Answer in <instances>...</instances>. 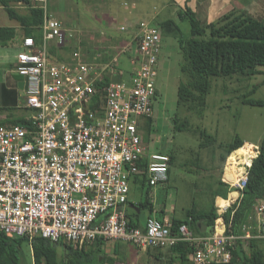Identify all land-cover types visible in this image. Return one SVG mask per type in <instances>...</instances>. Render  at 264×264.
Instances as JSON below:
<instances>
[{"label":"built area","instance_id":"built-area-1","mask_svg":"<svg viewBox=\"0 0 264 264\" xmlns=\"http://www.w3.org/2000/svg\"><path fill=\"white\" fill-rule=\"evenodd\" d=\"M35 2L44 11L43 41L25 38L15 56V71L26 82L21 108L29 110L31 126L0 127V232L25 238L31 247L42 238L79 250L96 242H123L140 251L187 243L195 249L194 264H229L238 240H264V201L256 205L254 226H244L241 236L228 233L231 224L224 218L243 197L259 156L252 143L242 147L247 154L230 162L234 151L225 163L222 181L230 193L216 200L211 235L197 236L188 224L175 231L171 219L155 216L144 227L130 224L132 180L145 172L153 188L170 179L169 155L150 152L139 132L140 120L154 116L162 35L149 22L139 25L129 81L111 82L94 109L97 83L106 73L123 77L119 58L130 50L107 65L83 62L78 51L75 63L53 61L50 45L62 46L69 37L48 13L47 1Z\"/></svg>","mask_w":264,"mask_h":264},{"label":"rangeland","instance_id":"rangeland-1","mask_svg":"<svg viewBox=\"0 0 264 264\" xmlns=\"http://www.w3.org/2000/svg\"><path fill=\"white\" fill-rule=\"evenodd\" d=\"M46 1L50 15L57 12L58 17L62 18L63 14H68L62 19H67L68 25L75 27L71 32L73 37H69L68 42L84 59L111 57L112 60L124 49H129L128 54L120 56L118 64V69L124 72L125 77L129 76L131 68L128 58L136 52L135 45L128 44L125 38L129 39L133 32L137 33L142 22L157 26L166 20H174L180 27L183 38L191 37L190 21L180 16L185 10L181 0ZM234 5L237 9L264 20V0H236ZM72 13L75 16H70ZM180 38L174 33L163 37L156 83L160 95L154 104L153 125L151 130H148L144 127L146 120L141 119L139 128L149 150L174 154L175 161L171 167L170 179L167 184L153 188L149 187L148 183L144 186L133 183L129 201L150 202L159 210L164 209L166 205L168 210L175 212L176 218L183 219L194 201L199 206L210 203L211 189L216 187L223 173L222 156L225 154V146L232 143L236 137L254 145H259L263 140L264 107L246 105L243 99L264 101V66L259 67L260 73L251 78H215L212 81L204 117L195 116L190 111L185 114L178 108V90L182 81L181 66L184 62ZM74 52L71 51V58ZM15 55L17 52L10 47L5 50L4 58L0 59V85L8 82L10 65L16 60ZM111 60L108 58L99 64L106 65ZM21 96H26L24 91H21ZM22 113L18 112V115ZM176 117H187L196 130L199 128L198 133L176 131ZM200 131H206L213 139L208 141L207 147L200 146L206 141ZM147 214L148 212L143 213L145 216ZM163 251H140L130 245L117 257L114 255L113 246L103 250V253H97L101 258L105 255L121 264H167L161 255ZM25 252L26 259L30 262L28 264H32L28 251Z\"/></svg>","mask_w":264,"mask_h":264},{"label":"trees","instance_id":"trees-1","mask_svg":"<svg viewBox=\"0 0 264 264\" xmlns=\"http://www.w3.org/2000/svg\"><path fill=\"white\" fill-rule=\"evenodd\" d=\"M180 16L190 21L191 37L188 39L183 38L182 31L174 20H166L156 27L162 35V44L163 37L167 34L174 33L181 37L180 49L184 62L181 66L182 81L178 90V108L185 114L186 111H190L195 116L204 117L212 81L215 78L234 76L251 78L260 73L259 67L264 66V20L257 19L240 9L233 8L216 21L203 24L197 14L187 5ZM17 18L25 25L28 24L34 27L28 36H32L36 43L40 45L43 41L41 26L44 19V11L35 5L28 17L24 19ZM0 31L8 32L11 30L4 28ZM49 50L52 55L57 56L58 62L75 63V52L73 53V58L69 61L64 57L65 53L74 51L68 41L62 46L52 43ZM94 58L96 60H93ZM94 58L91 57L86 60L82 56L83 62L97 65H105L99 63L105 62L108 58L111 60V57ZM13 78L14 81L9 78L8 82L0 87V117L1 115L7 116L5 119L0 118V127L15 125L30 127V121L27 118L29 110L21 108L22 99L18 89V79L22 77L15 76ZM121 80V76H114L109 73L103 76L102 81L97 83L99 93L94 97V109L103 103L104 88L111 82ZM159 91L157 87L155 101L160 95ZM243 103L254 107H264V101L259 100L245 98ZM21 111L23 113L18 115V112ZM152 125L153 118L146 120L144 127L151 130ZM174 125L176 131H187L190 133H198L199 131V128L196 130L191 125L187 117L185 119L176 117ZM200 133L206 140L200 146L207 147L208 141L211 142L213 139L206 131H200ZM244 144V141L236 137L232 143L225 146V154L222 156L224 167L228 157L234 151L242 148ZM258 146L260 148L259 156L253 162L249 171V181L243 197L238 203L233 204L224 216L226 223L231 224L228 231L229 234L241 236L244 226H254L256 205L260 201H264V138ZM167 155L171 159L169 168V173H171L175 156L170 152ZM222 176L216 187L211 189L209 204L203 203L199 206L194 201L192 208L186 212L183 219L176 218L174 212L172 213L171 220L175 231L182 224H188L197 236L211 235L213 233L217 219L216 198L227 199L230 193V187L223 183ZM134 182L141 186L148 183L145 172L138 175ZM137 209L145 210L149 213L154 211L153 204L150 202H140ZM166 216H168V212L166 213L164 208L161 209L157 218L164 220ZM127 217L131 225L139 226L137 221H139L140 215L136 212L128 211ZM194 250L189 244L181 243L175 248L166 249L165 253L161 255L166 259L167 264H194ZM25 251H28L32 264H97L99 262L97 254L86 253L84 249H76L71 244L63 243L58 245L49 240L37 238L31 247L25 238H9L0 232V264L30 263L26 259ZM115 255L117 257L119 254L116 253ZM103 259L108 264H117L114 258L104 257ZM229 264H264V240H238Z\"/></svg>","mask_w":264,"mask_h":264},{"label":"crops","instance_id":"crops-1","mask_svg":"<svg viewBox=\"0 0 264 264\" xmlns=\"http://www.w3.org/2000/svg\"><path fill=\"white\" fill-rule=\"evenodd\" d=\"M181 2H182V6L184 7V9H185L186 5L189 8H191L197 14L198 18L200 19V21L203 24L212 23V22L216 21L220 16H222L223 14L230 11L231 9L237 8L234 5L236 0H189V2H187V0H181ZM35 5H37V6L39 5V3L35 2V0H0V30L4 29V28L11 30L8 32H1L0 31V59L4 58L5 50H7L8 48L11 47L14 51L18 52L22 46L24 39L27 37H32V36H28V34H30L32 32L34 27H32L28 24L25 25L17 17H20L22 19H24L25 17H28L31 13L32 8ZM52 15L55 18H57L59 21L62 22L64 30L66 31L68 37H70V36L73 37V33H71V32L74 31L75 27H70V25H68L67 19H62V18H64V15L67 16L68 14H63L62 18L58 17L57 12H55V13L53 12ZM73 15L75 16L74 13L70 14V16H73ZM72 20H73V18H72ZM137 34H138V31H137V33L133 32L131 38H129V39L125 38V40L128 42V44H130V45L134 44L135 45V38H136ZM122 39H124V38H122ZM50 55H51V58L53 61L58 62L57 56L52 55L51 53H50ZM64 57L67 61H69L73 58V56L71 58V52L65 53ZM10 68H11V73L9 75V78H11L12 81H14L13 77L19 76L15 71V61L10 65ZM122 80L128 82L129 76L128 77L123 76ZM21 81H24L23 78L18 79V84ZM0 87H1V85H0ZM18 89H19V86H18ZM19 91H20V96H21V91H24V90L19 89ZM22 98L23 97L21 96V99ZM0 118L5 119V118H7V116L1 115ZM139 132H140V129H139ZM245 143H248V142H245ZM150 152H153V151L150 150ZM134 181H135V179L132 180L131 185L133 183L136 185H140V184L135 183ZM218 198H221V197H218ZM216 200H217V198H216ZM139 203H130L129 198H128V204L126 205V212H128V211L129 212H136L138 215H140L139 221H137V223L140 227H144L146 219L150 216L158 217V214L161 211V209L159 210L153 206L154 211L152 213H149L148 211H145V210L141 211V210L137 209L139 207ZM215 205H216V202H215ZM135 206H137V207H135ZM165 209H166V213L168 212V216H166L164 219H167V218L172 219L171 215L174 211L172 212L171 209L168 210L166 208V205H165ZM145 212H148V214L146 216L143 215V213H145ZM122 244H123L122 242H96L93 244L86 245L83 249L86 253L97 254V256L99 258V262L97 264H108L103 259L105 257V255H104V257L101 258L97 252L103 253V250H105V249L107 250L111 246H113L114 255L116 253H118L119 254L118 256H121L125 252L127 247L129 248V246H130L129 244H125V243H124V245H122ZM164 253H165V250L163 251V254ZM106 257H108V256H106ZM164 260H166V259L164 258ZM117 264H120V263H117Z\"/></svg>","mask_w":264,"mask_h":264},{"label":"bare ground","instance_id":"bare-ground-1","mask_svg":"<svg viewBox=\"0 0 264 264\" xmlns=\"http://www.w3.org/2000/svg\"><path fill=\"white\" fill-rule=\"evenodd\" d=\"M244 154H247V149L241 148V149L235 151L233 153L232 158L230 159V162L236 161L238 156H244ZM228 171L230 172V169L227 170V177H229L228 176ZM224 204H225V202H222L221 200H219V205H224Z\"/></svg>","mask_w":264,"mask_h":264},{"label":"water","instance_id":"water-1","mask_svg":"<svg viewBox=\"0 0 264 264\" xmlns=\"http://www.w3.org/2000/svg\"><path fill=\"white\" fill-rule=\"evenodd\" d=\"M18 86H19L20 90H25L26 89V82L21 81V82H19Z\"/></svg>","mask_w":264,"mask_h":264}]
</instances>
